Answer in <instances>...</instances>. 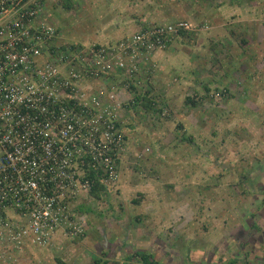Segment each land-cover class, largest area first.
<instances>
[{"label":"rangeland","instance_id":"374dc122","mask_svg":"<svg viewBox=\"0 0 264 264\" xmlns=\"http://www.w3.org/2000/svg\"><path fill=\"white\" fill-rule=\"evenodd\" d=\"M47 5L60 45H106L179 21L191 32L162 53L178 57L170 72L155 65L136 104L120 111L119 179L78 206L85 236L61 232L60 245L27 248L15 264H146L143 255L149 264H264V0ZM122 179L133 180L127 202ZM147 181L154 217L143 205Z\"/></svg>","mask_w":264,"mask_h":264},{"label":"built area","instance_id":"2783aa9c","mask_svg":"<svg viewBox=\"0 0 264 264\" xmlns=\"http://www.w3.org/2000/svg\"><path fill=\"white\" fill-rule=\"evenodd\" d=\"M189 32L179 21L106 45H60L47 0H0V264L61 232L85 236L78 206L119 179L120 111L133 104L120 101L119 81L139 91L153 55Z\"/></svg>","mask_w":264,"mask_h":264},{"label":"crops","instance_id":"0c3cea01","mask_svg":"<svg viewBox=\"0 0 264 264\" xmlns=\"http://www.w3.org/2000/svg\"><path fill=\"white\" fill-rule=\"evenodd\" d=\"M132 11H133V9H132ZM130 19H132V21H133V16H131ZM110 35L111 34H109L108 36H110ZM112 35H117V34H112ZM131 35H133V34H131ZM127 36H130V35H127ZM104 37H106V36L104 34H102V35H100V38H98V36H96V39L103 40ZM123 38H125V36ZM162 53H164V52H158V53H155L153 55V58H152V62L153 63L152 64L158 65V67L162 70L161 71L162 73H160V74L165 75L168 71L170 72L171 66L174 64V62L177 61L178 57H171V56L170 57H166V56L163 57L162 56ZM180 93H182V90H180ZM167 94H168V97H171V93L170 92L167 93ZM119 96H120V101L121 102L128 103L130 100H132L133 94H131L130 92H128L125 88H119ZM135 100H137L136 97L133 98V104H136L135 103ZM150 184L151 183L149 181H147V184L144 185V191L150 192V193L147 196V199H149L148 202L147 201L144 202L143 205H146V206H148L150 208V214H151L152 217H154L155 214H156V213H154L155 212V209L159 206V204H156L155 205L151 201V199L154 197V195H153L152 192H153V190L156 187L153 185V188H152V185H150ZM136 187H137V190H141V186H136ZM132 190H134V188H133V180L128 181L126 179H124V180L122 179V181H121V189H120L121 196H122L121 197L122 200H124L125 202H127L128 199H130L131 196L133 195V191ZM80 211H82L81 208H80ZM155 218H156V221L164 222V220H165L164 217L162 215H160L159 213L156 215ZM61 243H62V241L61 240H58V242H56L55 245H57V244L60 245Z\"/></svg>","mask_w":264,"mask_h":264},{"label":"trees","instance_id":"16d2710c","mask_svg":"<svg viewBox=\"0 0 264 264\" xmlns=\"http://www.w3.org/2000/svg\"><path fill=\"white\" fill-rule=\"evenodd\" d=\"M133 92H136L134 88H133ZM143 97H144V96H143ZM143 97H142V98H143ZM145 99H146V98H145ZM92 190H93V192L95 193L97 189H92ZM135 203H137V201H135ZM141 257H142V261H143L144 263H146V264H149V263H150V260H151V258H152V257H150V256H148V255H143V256H141ZM232 264H235V263H232Z\"/></svg>","mask_w":264,"mask_h":264}]
</instances>
